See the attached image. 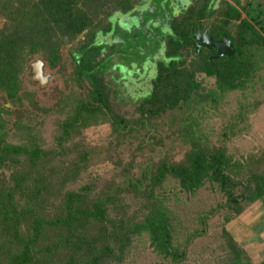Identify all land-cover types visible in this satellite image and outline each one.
Instances as JSON below:
<instances>
[{"label":"trees","instance_id":"16d2710c","mask_svg":"<svg viewBox=\"0 0 264 264\" xmlns=\"http://www.w3.org/2000/svg\"><path fill=\"white\" fill-rule=\"evenodd\" d=\"M0 16V169H7L0 174V264H122L133 250L154 264H184L186 246L206 233L214 210L227 208V223L244 201L264 207V171L245 170L223 147L208 144L209 117L230 94L242 100L264 94L259 0H0ZM196 29L214 40L225 37L233 53L213 60L214 49L196 51ZM81 34L84 40L67 51L71 89L62 106L38 105L22 80L27 62L42 56L56 67L63 48ZM113 100L133 106V117L116 113ZM50 111L64 117L57 150L6 141L9 131L25 121L42 124ZM167 112L178 114L170 121L178 119L187 148L177 163L165 156L153 162L164 150L154 152L153 120ZM101 124L112 135L134 132L140 140L136 148L146 152L135 173L123 168L99 186L89 152L67 166L48 164L68 154L64 142L74 133ZM203 190L226 199L211 211L187 214ZM263 219L253 228L258 234ZM223 234L231 264L247 261Z\"/></svg>","mask_w":264,"mask_h":264},{"label":"rangeland","instance_id":"374dc122","mask_svg":"<svg viewBox=\"0 0 264 264\" xmlns=\"http://www.w3.org/2000/svg\"><path fill=\"white\" fill-rule=\"evenodd\" d=\"M241 1L244 3L248 0ZM259 1L264 6V0ZM4 23L5 19L0 16V27ZM84 37L83 34L79 35L76 41L63 48L62 60L54 68L49 67L42 56H35L27 62L22 80L28 90L34 91L33 97L37 98L38 105L45 108L50 106L54 110L62 106L63 95H67L71 89L72 66L67 51L76 47L84 40ZM36 59H41L45 63L44 71L53 76L44 86L29 82L32 75L27 70V66L29 62ZM261 92L263 91L258 93L254 91L246 100L240 99L237 93L230 94L218 105L215 114L209 117V131L206 130L209 132L208 144L216 148L223 147L233 160L243 162L245 170L264 171V94H260ZM238 98L241 105L236 102ZM3 103L5 106L6 103L4 101ZM247 104L250 106L246 109L243 108ZM240 107L244 112L243 117L240 116L242 111L239 110ZM113 108L120 115L133 117V106L119 105L113 100ZM173 117L177 118L178 114L167 112L153 120L152 128L155 127V131H152L151 135L157 142L154 152H160L158 150L161 147L164 149L161 151L163 156L154 157L153 162L159 161L164 156L171 163H177L183 159L187 148L181 142L177 132L178 119L174 122L170 121ZM63 118L50 111L44 116L42 124L30 122L29 124L25 121L23 123H27L28 126L23 127L21 126L23 123H21L19 127L9 131L6 141L16 145L37 146L45 152L52 153L58 149L56 137L60 133L59 122ZM230 126H234V129H231ZM144 131L139 133L140 137ZM138 141L140 142V140H136L134 132H129L127 138L117 137V134H111L107 124H101L98 127H90L74 133L71 140L64 142L68 154L63 157L54 155L48 164L61 160L66 161L65 165L67 166L69 161L73 163L79 153L89 152L87 161L89 165H93L92 169L95 172L100 173L99 186H104L109 184L123 168L135 173L136 165L143 161L146 152V150L143 151L144 153L138 152L136 148V145L139 144ZM98 153L99 155L95 156ZM6 171V168H2L0 174ZM201 195V199L195 201L193 206L189 205V208H186L187 214L194 210L198 212L201 210L211 211L217 205L224 203L226 199L220 192L214 190H203ZM125 198V200L128 199L127 195ZM241 205L243 211L227 223L224 222V217L229 215L228 209L221 207L214 210L206 223V233L186 246L188 248L184 264H231L233 253L227 245L228 236L223 234V230L232 236L236 247H240L246 252L247 261L243 260V264H259L264 260V232L258 234L253 230L255 227L260 228V222L264 217V207L258 201L253 203L244 201ZM108 213L109 217L114 218L115 213L111 209ZM194 225L196 228H200L197 219ZM180 244L183 247V241ZM143 252L133 250V255L128 256L122 264H154L151 258H148L149 260L147 257L145 258L146 254Z\"/></svg>","mask_w":264,"mask_h":264},{"label":"water","instance_id":"95a60500","mask_svg":"<svg viewBox=\"0 0 264 264\" xmlns=\"http://www.w3.org/2000/svg\"><path fill=\"white\" fill-rule=\"evenodd\" d=\"M195 50L200 48H206L208 50L214 49L215 55L211 56V59L215 60L223 56H230L233 53L230 41L223 37L221 40H214L210 37L208 30L204 29L200 32L198 29L195 31ZM45 63L41 59H36L33 62H29L27 70L30 71L31 77L29 82L32 84H38L44 86L53 77L49 72L44 71ZM6 107H10L9 103L5 104Z\"/></svg>","mask_w":264,"mask_h":264}]
</instances>
